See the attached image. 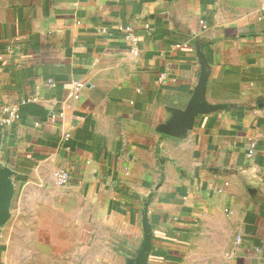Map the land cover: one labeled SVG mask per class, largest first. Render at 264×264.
Listing matches in <instances>:
<instances>
[{"label":"crops","instance_id":"obj_1","mask_svg":"<svg viewBox=\"0 0 264 264\" xmlns=\"http://www.w3.org/2000/svg\"><path fill=\"white\" fill-rule=\"evenodd\" d=\"M0 165V264H264V0H0Z\"/></svg>","mask_w":264,"mask_h":264},{"label":"water","instance_id":"obj_2","mask_svg":"<svg viewBox=\"0 0 264 264\" xmlns=\"http://www.w3.org/2000/svg\"><path fill=\"white\" fill-rule=\"evenodd\" d=\"M200 68L201 75L196 83L189 102L184 109L170 110L172 116L165 125H162L158 129L160 133L171 137H179L192 129L198 116L223 109L222 106H211L205 103L208 75L203 63L200 64ZM12 196L13 188L10 182L9 173L0 165V227L5 221V215L10 206ZM147 207L148 206L144 204V210L142 211V226L144 232L142 246L137 252L135 258L130 260L127 264H147L151 252L152 237L150 226L147 222Z\"/></svg>","mask_w":264,"mask_h":264},{"label":"built area","instance_id":"obj_3","mask_svg":"<svg viewBox=\"0 0 264 264\" xmlns=\"http://www.w3.org/2000/svg\"><path fill=\"white\" fill-rule=\"evenodd\" d=\"M125 30L127 32H130L129 28H126ZM188 47H189V44L186 42L178 44L175 46L176 49H186ZM165 77L166 76L164 74H161L159 76V81L163 82L165 80ZM80 87H81L80 84H75L74 92H77ZM1 115H2L1 123L4 126H10L17 120V110L14 108H2L1 109ZM254 148H255V143L252 142L248 147V152H247L248 157H252L254 155ZM68 177H69L68 174L64 171H56L52 175V178H53L56 186H58V187H63L65 185H67ZM235 245L237 248H239L242 245V237L241 236L236 237ZM258 252L261 253L262 251L258 250Z\"/></svg>","mask_w":264,"mask_h":264}]
</instances>
